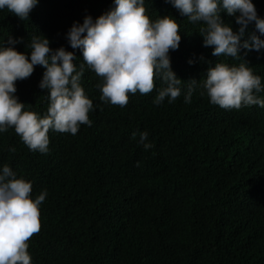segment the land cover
I'll use <instances>...</instances> for the list:
<instances>
[{"label": "trees", "instance_id": "16d2710c", "mask_svg": "<svg viewBox=\"0 0 264 264\" xmlns=\"http://www.w3.org/2000/svg\"><path fill=\"white\" fill-rule=\"evenodd\" d=\"M252 3L264 19V0ZM112 7L114 0H38L25 20L0 9V46L30 58L27 44L44 36L51 49L73 52L79 70L82 51L70 46L69 29ZM144 7L152 22L171 16L179 25V47L169 52L183 81L175 101L153 103L166 86L157 75L151 93H129L123 108L105 103L101 78L85 64L80 84L93 102L91 126L75 135L50 129L47 153L30 150L13 128L0 132V171L7 164L30 181L33 199L47 192L41 229L28 241L32 264H264V107L226 110L201 95L217 62H246L264 85V47L216 57L204 46L202 22H190L167 0H144ZM220 16L238 31L235 15ZM252 33L264 40L253 22L241 43ZM45 70L35 66L15 93L23 110L41 117L49 106L39 87ZM192 80L198 83L185 103ZM145 131L148 150L139 135L132 138Z\"/></svg>", "mask_w": 264, "mask_h": 264}, {"label": "clouds", "instance_id": "9594fccd", "mask_svg": "<svg viewBox=\"0 0 264 264\" xmlns=\"http://www.w3.org/2000/svg\"><path fill=\"white\" fill-rule=\"evenodd\" d=\"M38 0H0V9L7 8L22 20L28 19ZM190 22H202L200 29L205 47H212V55L240 58L242 48L259 51L264 40L252 33L241 43L249 24L264 35V19L258 17L252 0H167ZM236 16L238 31L225 24L220 13ZM144 0H114V7L97 17L86 16L83 23H74L67 33L73 49H81L83 61L77 70L73 52L63 47L53 50L44 36H33L27 44L30 58L13 47L0 46V132L13 128L22 142L32 151L48 152L49 130L75 135L81 125L91 126L89 113L93 102L89 99L80 80L85 64L102 84L100 100L121 108L128 104L129 93L142 95L155 88L159 75L166 85L159 89L153 103L161 104L165 98L175 101L181 95L182 80L171 68L170 50H177L181 41L179 25L171 16L152 22L145 14ZM239 13L238 15H236ZM9 44L16 41L9 39ZM191 63V61H190ZM45 68L39 84L48 91L47 113L26 111L15 95L16 82L29 78L34 67ZM242 62L229 66L217 62L209 67L203 80L201 95H207L210 103L230 110L242 106L264 107V99L257 93L264 92L261 77ZM197 81L188 84L184 97L191 103ZM139 135V143L145 150L147 132ZM10 151H15L14 148ZM32 184L5 164L0 171V264H32L28 241L41 229L40 205L47 192L35 199L31 196Z\"/></svg>", "mask_w": 264, "mask_h": 264}]
</instances>
